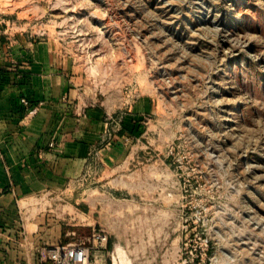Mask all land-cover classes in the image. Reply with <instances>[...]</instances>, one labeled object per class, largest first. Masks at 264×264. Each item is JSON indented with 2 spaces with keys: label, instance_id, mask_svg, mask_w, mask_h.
Returning <instances> with one entry per match:
<instances>
[{
  "label": "rangeland",
  "instance_id": "374dc122",
  "mask_svg": "<svg viewBox=\"0 0 264 264\" xmlns=\"http://www.w3.org/2000/svg\"><path fill=\"white\" fill-rule=\"evenodd\" d=\"M0 7L9 33L56 46L120 112L137 105L131 147L40 197L41 215L82 241L105 229L131 264H264V0Z\"/></svg>",
  "mask_w": 264,
  "mask_h": 264
},
{
  "label": "crops",
  "instance_id": "0c3cea01",
  "mask_svg": "<svg viewBox=\"0 0 264 264\" xmlns=\"http://www.w3.org/2000/svg\"><path fill=\"white\" fill-rule=\"evenodd\" d=\"M8 30L0 22V264H38L43 244L66 243L70 233L60 217L41 215L37 200L66 195L91 163L129 149L132 140L121 139L137 129L138 111L120 112L121 104L91 87L56 46ZM86 215L102 219L100 212ZM96 258L108 264L106 251Z\"/></svg>",
  "mask_w": 264,
  "mask_h": 264
},
{
  "label": "built area",
  "instance_id": "2783aa9c",
  "mask_svg": "<svg viewBox=\"0 0 264 264\" xmlns=\"http://www.w3.org/2000/svg\"><path fill=\"white\" fill-rule=\"evenodd\" d=\"M23 104L29 114L36 112V107L28 99H23ZM51 146H54L53 142ZM74 236L75 233H70L68 235L70 239L66 243L43 244L38 249V264H98L97 251H106L111 264H115L119 259L118 249L122 248L126 253V248L119 243H114L113 248H108L111 238L103 228L95 230L88 241L76 239Z\"/></svg>",
  "mask_w": 264,
  "mask_h": 264
},
{
  "label": "bare ground",
  "instance_id": "6f19581e",
  "mask_svg": "<svg viewBox=\"0 0 264 264\" xmlns=\"http://www.w3.org/2000/svg\"><path fill=\"white\" fill-rule=\"evenodd\" d=\"M119 259L115 261V264H131L129 258H127L126 253L122 248L118 249Z\"/></svg>",
  "mask_w": 264,
  "mask_h": 264
}]
</instances>
